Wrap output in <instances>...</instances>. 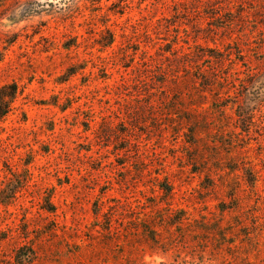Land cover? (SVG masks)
<instances>
[{"label": "rangeland", "instance_id": "1", "mask_svg": "<svg viewBox=\"0 0 264 264\" xmlns=\"http://www.w3.org/2000/svg\"><path fill=\"white\" fill-rule=\"evenodd\" d=\"M9 83L0 264H264V0H0Z\"/></svg>", "mask_w": 264, "mask_h": 264}, {"label": "trees", "instance_id": "2", "mask_svg": "<svg viewBox=\"0 0 264 264\" xmlns=\"http://www.w3.org/2000/svg\"><path fill=\"white\" fill-rule=\"evenodd\" d=\"M92 2H99L100 0H90ZM110 35V40L107 46L113 44L114 39L113 35ZM74 72L70 73L72 75ZM20 92V88L17 83H9L0 86V119L5 118L12 110L13 104L17 99V96ZM182 218L178 220L177 223H181ZM190 264H201V263H190Z\"/></svg>", "mask_w": 264, "mask_h": 264}]
</instances>
